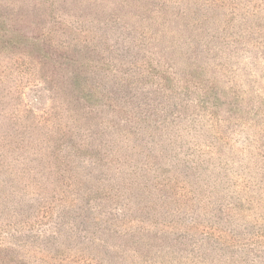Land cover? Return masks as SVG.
I'll return each instance as SVG.
<instances>
[{
	"label": "rangeland",
	"instance_id": "1",
	"mask_svg": "<svg viewBox=\"0 0 264 264\" xmlns=\"http://www.w3.org/2000/svg\"><path fill=\"white\" fill-rule=\"evenodd\" d=\"M135 29L176 87L136 85ZM260 104L264 0H0V264H264V183L235 170ZM164 115L209 120L219 177L161 158L138 120Z\"/></svg>",
	"mask_w": 264,
	"mask_h": 264
},
{
	"label": "trees",
	"instance_id": "2",
	"mask_svg": "<svg viewBox=\"0 0 264 264\" xmlns=\"http://www.w3.org/2000/svg\"><path fill=\"white\" fill-rule=\"evenodd\" d=\"M141 23L146 24V22H141ZM146 25L149 28V24L147 23ZM148 28L147 30H144V32H148L149 30ZM131 37H132V40L130 42V45L136 49L135 55H136V59L139 61L138 62L139 66L135 72L136 73V76H135L136 85L139 84L141 86L142 85L155 86L156 90L153 92L157 95L163 94L164 91H166L167 89H171L169 86L176 87L179 84V79L175 77L174 74H172L167 68H165L164 64L159 60L157 56V52L151 49H148L149 51L144 49L146 48L145 40H144V38H146V35L143 34L142 32H138V30L135 29V34H132ZM153 104H154L153 102L149 104L147 103L149 107L153 106ZM257 110H264V104H260V107H258ZM215 111L218 114V110H215ZM159 114H161V112H159ZM166 118L167 117L164 115L162 120H160V122H158L156 126H155V123L158 120H154V122H151L152 120L146 116H143L138 120V122L142 121V124H145V127L147 126L153 132H155V130L161 132V134L158 135L159 140L161 141L158 143V149L162 150L161 153L163 154L161 158H166V159L168 158L167 159L168 161L172 159V161L175 160L178 163L180 162L185 167V169L188 168L192 170L193 172L200 170L203 176L209 177L211 179L214 177H219V171L221 169L226 168L224 161L218 160L219 156L217 157L213 156L214 154H217V153L208 151L207 145L204 143H201L198 140V139H201V133L198 132L197 130L203 127L202 121L206 123V121H209V120H199L195 126L194 122L196 121H194V119H190L191 121L189 123L190 129L189 128L187 129L190 132L181 133L180 131H185L186 129L185 128H183L184 130L172 129L171 120H167ZM135 121L136 120H134V122ZM253 121L255 123L254 125L251 126V130L253 132L247 133V136L249 138L242 139V140H245L246 143H244L241 139L237 137L238 142H239L238 150L247 152V157H248L247 160L250 163V167L248 171L240 172V169L238 168H235V170H236L237 176L242 179V182H243L242 185H244V187H247L248 189H251L254 183H264V165L258 166L257 164L258 157L264 158V120L257 119ZM216 124H217V121H214V123H211L210 126H215ZM219 124H220L221 131H223L224 124L221 122H219ZM192 130L195 132L194 134H192ZM197 132L199 134H197ZM237 132H238V135L240 132L243 133L241 129L237 130ZM189 135H192V136L188 138ZM219 140L223 141L224 139L219 138ZM170 142H172L173 146H176V147H177V143L180 144V142H185V144H182L180 146V148L182 147L180 150L182 152L177 153L174 151V154H166L164 151L165 148H168L172 152L171 150L172 148H170ZM61 145H62L61 143H58V138H57V141L55 140V150H54V158L56 161L61 160L60 159L61 158L60 153L62 149ZM224 148L226 147L222 145L221 149L223 150ZM189 149L191 150L189 151ZM239 162H242V161L239 160ZM202 167H204V171ZM185 169H182L181 171ZM229 172L231 173V171ZM222 177H224L223 174H222ZM227 179L229 178L227 177ZM227 185H229V180H228ZM153 187L155 188V185H153ZM168 187H167V184H160V187L157 188V190H155L154 192H151V195L155 196V199H157V197H162L165 194L166 197H168L170 200L175 198L181 201L182 198L177 197L176 192L174 193L173 190H171L170 192V188ZM196 187L204 191L201 188L200 184L196 183ZM226 192L228 191L226 190L225 192H223V194L226 195L227 194ZM195 193H200V192L198 190H195L194 194ZM193 199L194 198H189L185 201V203L192 202ZM161 203H163V201ZM234 205L237 209H240L241 207L240 203H237V202H235ZM153 206H157V208L160 210L161 205H158L157 203H155ZM206 221H208L209 223L211 222L210 220H206ZM210 227L218 229L220 226L217 222H212L210 224Z\"/></svg>",
	"mask_w": 264,
	"mask_h": 264
}]
</instances>
